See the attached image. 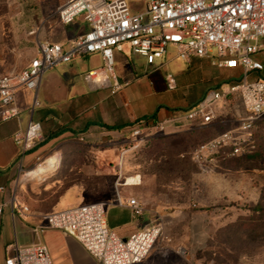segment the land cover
Here are the masks:
<instances>
[{
	"label": "built area",
	"instance_id": "2783aa9c",
	"mask_svg": "<svg viewBox=\"0 0 264 264\" xmlns=\"http://www.w3.org/2000/svg\"><path fill=\"white\" fill-rule=\"evenodd\" d=\"M56 15L64 25L81 16L88 29L66 49L61 44L38 42L36 56L24 68L0 74L2 120L19 115L16 105L19 89L32 92L31 111L37 107L36 93L42 75L74 58L98 54L101 66L89 70L85 79L107 84L114 94L122 88L115 75V53H124L127 48V54L142 57L153 65L171 48L180 61L206 60L217 69L241 72L237 80L208 90L193 108L171 120L186 130L234 124L198 144L191 152L193 163L205 170L218 161L247 156L255 150L253 130L264 118V78L249 76L264 69L254 58L264 52V0H147L145 9L137 13L130 11L126 0H67L57 8ZM166 82L168 88L175 87L170 77ZM164 130L163 122L135 123L119 144V170L129 152ZM41 138V124L29 120L24 133L14 137L20 162ZM39 160L35 158L38 162L35 166L43 162ZM20 162L18 177L23 172ZM115 204L126 206L134 217L144 213L142 203L133 197L123 201L116 193ZM14 208L17 216L29 211L27 206L19 204ZM41 217L39 233L51 229L74 238L96 264L139 263L156 240L163 237L160 227L147 225L127 238H120L107 226L106 205L102 202L80 204ZM4 264H51V259L44 245L33 244L16 247Z\"/></svg>",
	"mask_w": 264,
	"mask_h": 264
},
{
	"label": "crops",
	"instance_id": "0c3cea01",
	"mask_svg": "<svg viewBox=\"0 0 264 264\" xmlns=\"http://www.w3.org/2000/svg\"><path fill=\"white\" fill-rule=\"evenodd\" d=\"M62 25L64 34L51 43L61 44L64 49L88 29L81 16L70 24ZM35 56L36 48L30 59ZM256 56L261 57L254 58L264 66V52ZM187 64L191 73L198 72L201 79L210 76V70L216 72V76L204 78V81L214 80L221 71H232L217 69L206 60L193 59ZM100 66V56L89 54L53 67L40 79L36 93L39 102L37 107L31 111L33 93L19 89L16 93L19 115L2 120L0 112V187L3 188L0 191V264H4L16 247L33 244H42L47 248L51 264H96L95 259L74 238L57 230L38 232V227L43 224V214L81 204V198L85 194L79 186L67 188L49 207L43 206L42 198H35L16 187L20 152L14 137L24 133L29 120L41 124L42 138L22 156V169L32 167L35 158L46 151L50 143L46 141L52 132L64 129L65 132L56 139L76 136L78 140H87L80 144L71 143L68 148L87 150L91 157L90 165L94 169L92 174L95 175L97 168L110 164L108 161L102 162L104 157L114 156L113 150L119 152L120 143L109 141V138H118L123 134L127 137L138 119L163 122L165 134L176 132L180 129L179 124L171 120L193 108L212 89L204 90L205 85L197 94L194 91L179 92L175 80L155 63L149 65L142 57L115 53L114 70L122 88L111 94L107 84L92 83L85 79L89 70ZM233 72L240 76L239 70ZM168 77L174 81L173 89L168 88ZM249 78H261L260 73H252ZM102 124L113 128L106 129ZM16 204L27 206L29 211L19 216L14 215ZM106 217L110 221V229L123 239L147 225L161 228L163 237L158 238L148 255L136 264H209L198 255L205 248L208 239L207 213L174 211L159 216L157 212L144 207V213L134 217L126 206L114 203L107 208Z\"/></svg>",
	"mask_w": 264,
	"mask_h": 264
},
{
	"label": "rangeland",
	"instance_id": "374dc122",
	"mask_svg": "<svg viewBox=\"0 0 264 264\" xmlns=\"http://www.w3.org/2000/svg\"><path fill=\"white\" fill-rule=\"evenodd\" d=\"M66 1L0 0V74L24 68L35 53L37 41L53 42L64 34L56 10ZM126 1L133 13L143 11L147 3V0ZM155 64L175 80L179 92L185 93H200L205 85L204 90L221 88L239 77L236 72L221 71L214 80L204 81L216 76V72L210 70V76L201 79L198 72L191 73L190 66L175 57L171 48ZM260 77L264 78V70ZM233 125L228 123L203 130L182 127L171 134L164 131L129 152L120 170L119 152L113 150L114 156L102 159L110 164L97 168L95 175L89 152L68 148L71 143L87 140L67 136L50 142L39 156L41 162L58 153L57 166L40 177H23L38 163L35 162L19 174L16 187L42 198L44 207H49L67 188L79 186L85 194L81 204L102 202L106 210L115 203L118 193L121 199L135 198L159 216L174 211L207 213L208 239L199 256L209 264H264V118L253 130L255 158L218 161L205 170L191 160V152L198 144ZM125 138L123 134L109 141L121 143ZM129 178L139 184L122 186Z\"/></svg>",
	"mask_w": 264,
	"mask_h": 264
},
{
	"label": "bare ground",
	"instance_id": "6f19581e",
	"mask_svg": "<svg viewBox=\"0 0 264 264\" xmlns=\"http://www.w3.org/2000/svg\"><path fill=\"white\" fill-rule=\"evenodd\" d=\"M59 162V156L58 155H51L49 158L44 159L42 163L36 165L33 169H30L26 171L23 175V177H40L42 175H45L47 172L53 170ZM136 182L134 178H129L125 180L123 184L126 185H132Z\"/></svg>",
	"mask_w": 264,
	"mask_h": 264
},
{
	"label": "trees",
	"instance_id": "16d2710c",
	"mask_svg": "<svg viewBox=\"0 0 264 264\" xmlns=\"http://www.w3.org/2000/svg\"><path fill=\"white\" fill-rule=\"evenodd\" d=\"M140 120L138 119V120H136L134 123H137V122H139ZM134 123H132V124H134ZM102 126L104 127V128H106V129H112L113 127H111V126H108V125H103L102 124ZM256 127V126H255ZM255 129V128H254ZM63 132H65L64 131V129H58V130H56V131H54V132H52L51 134H50V136L48 137V139H47V141H46V143L47 142H52L53 140H57L56 138H58V136H60L61 134H63ZM147 143V142H146ZM145 143V144H146ZM144 145V144H143ZM142 145V146H143ZM256 149V148H255ZM255 151V150H254ZM252 152L251 154H249V155H247V156H243V158H245V159H248V158H255V152ZM106 221H107V226L109 227V228H111V224H110V221H109V219L107 220V217H106Z\"/></svg>",
	"mask_w": 264,
	"mask_h": 264
}]
</instances>
